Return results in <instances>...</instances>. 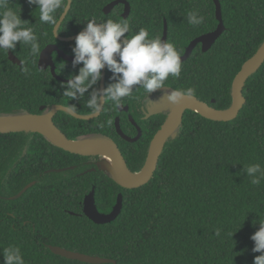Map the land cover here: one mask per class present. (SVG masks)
<instances>
[{
    "label": "trees",
    "instance_id": "trees-1",
    "mask_svg": "<svg viewBox=\"0 0 264 264\" xmlns=\"http://www.w3.org/2000/svg\"><path fill=\"white\" fill-rule=\"evenodd\" d=\"M115 1L129 4L127 18L122 3L105 13ZM219 2L223 34L207 52L198 45L182 62L180 78L170 77L165 87H192L200 101L227 110L233 102L235 77L264 43V0ZM11 3L33 28L40 55L47 46L56 45L74 57L75 40L57 39L55 28L41 23L38 10L27 0ZM192 10L204 17L201 25L188 24L187 14ZM93 18L98 23L128 21L129 38L145 28L149 38L159 35L163 39L166 23L167 40L181 56L192 41L214 32L219 24L213 0H72L58 34L74 37ZM9 51L22 64L11 62L8 52L0 51V117L45 114L53 106L70 104L77 106V114L90 115L84 100L78 103L62 96L59 84L63 81L50 68L39 69L40 55L32 56L28 46L19 44ZM53 58L56 74L63 80L78 74L83 66L74 69L72 62L57 53ZM111 76L106 70L105 87L112 82ZM243 95L246 103L233 121L216 122L187 111L177 138L167 142L151 180L130 190L97 167L102 157L72 154L40 134L0 133V251L19 247L25 264H87L55 255L49 246L116 264H253L259 253L252 251L251 236L259 229L254 222L264 221V180L253 185L242 171L251 164L264 168V64L247 81ZM148 96L138 89L125 98L121 106L129 108L127 113L109 104L94 119L81 120L61 111L53 121L71 140L96 135L111 138L128 168L138 173L146 163L151 140L167 117L163 113L143 119L141 108ZM129 115L142 131L135 143L124 141L115 126L119 117L123 132L136 137ZM31 183L35 184L20 198L11 199ZM93 189L102 214L111 213L122 195V210L114 222L98 225L84 214L85 198ZM216 229L221 230L220 236ZM0 264H4L2 254Z\"/></svg>",
    "mask_w": 264,
    "mask_h": 264
},
{
    "label": "clouds",
    "instance_id": "clouds-1",
    "mask_svg": "<svg viewBox=\"0 0 264 264\" xmlns=\"http://www.w3.org/2000/svg\"><path fill=\"white\" fill-rule=\"evenodd\" d=\"M27 3L38 10L39 21L56 28L58 34L69 0H27ZM187 22L199 26L204 22V17L192 10L187 14ZM28 25L29 22L21 19V9L17 11L11 0H0V51H14L19 44L28 46L32 56H39L40 43L33 28ZM129 32L130 23L126 20L118 22L108 19L100 23L95 18L89 20L76 36L72 47V67L83 66L79 67L78 74H72L67 82L59 84L63 90L62 96L78 103L84 100L91 116L100 115L109 104L113 108L120 107L124 99L131 98L138 89H143L149 96L161 91L172 104L194 98L196 92L192 87L165 89L170 77L179 79L181 76V51L159 35L149 38L145 28H140L130 38L127 35ZM105 69L112 73V82L102 88L99 85ZM68 110L75 113L77 106L70 104ZM242 172L253 185H259L264 180V168L260 164L243 167ZM257 223L259 229L251 240L254 242L252 251L259 255L255 256L253 264H264V221L254 222ZM220 233L221 230L216 229V236H220ZM0 254L4 264H25L19 247L8 246Z\"/></svg>",
    "mask_w": 264,
    "mask_h": 264
},
{
    "label": "water",
    "instance_id": "water-1",
    "mask_svg": "<svg viewBox=\"0 0 264 264\" xmlns=\"http://www.w3.org/2000/svg\"><path fill=\"white\" fill-rule=\"evenodd\" d=\"M216 5V16L219 21V25L217 29L209 34L203 35L190 43L187 47L185 54L181 56L182 62L186 61L189 56L192 54L194 49L201 44L202 51L207 52L212 45L220 38L223 34L225 27L222 19L221 13V5L219 0H213ZM125 4V13L123 15L124 18L128 17L130 12V6L125 1H115L111 3L105 9V13H109L116 5ZM72 5V0H69L68 9L63 14V20L66 18L67 13L69 12ZM60 23L59 27L61 26ZM57 29L55 28L54 34L55 37L61 41L71 42L74 41L76 36L70 38H62L59 34H56ZM163 40H167V25L165 23L164 27V36ZM54 53L58 54V57L64 59L65 61L72 62L74 60L73 56H69L65 54L61 49H59L56 45L47 46L41 53L40 59L38 62V66L40 70H46L50 68L52 75L63 82H67V80L61 79L56 74V67L54 63L53 55ZM8 56L11 62L21 65V61L11 52H8ZM264 64V43L260 46L258 51L251 57L248 61L244 63L240 72L237 74L233 81L232 85V97L233 102L229 109L227 110H217L213 108L211 105L200 101L198 98L194 97L192 99L185 98L180 104H172L170 103L165 94L160 96L156 101L152 104V106L148 109V117L155 116L164 112L168 113V117L160 128V130L155 134L152 139L146 163L142 170L138 173L132 172L121 153V150L117 143L109 137L106 136H92L89 138L81 139V140H71L65 134L59 130V128L55 125L53 119L58 112H66L73 117L81 120H90L94 119L97 116H84L79 115L76 112L73 113L68 110V107L62 105L53 106V108L45 114H19L13 116H4L0 117V133H33L40 134L44 136L49 142H51L54 146L61 148L65 151H68L72 154L80 155V156H97L102 157L100 161L97 162V167L102 171L107 173L111 179L116 182L120 187L124 189H136L146 185L154 175L159 159L165 149L167 142L170 139H176L178 136L179 127L183 122L184 114L191 110L202 117L216 121V122H229L235 120L241 109L246 103V99L243 95L245 85L247 81L252 77L255 73L259 71V69ZM106 70H103V79L101 80V87H105V78H106ZM167 90H174L172 88L165 87ZM214 102V101H212ZM45 107L41 108L43 112ZM128 107H119V111L128 112ZM133 125L137 127L138 136L136 138H131L127 136L120 124V118H116L115 126L118 135L126 142L134 143L136 142L142 135L140 128L137 126L135 120L130 117ZM62 170H57V172H61ZM35 183H31L27 187H25L17 196L12 197L11 199L15 200L20 198L29 188H31ZM123 205V197L120 194L117 198V203L114 206L113 210L109 214H102L98 211V208L95 204V191L87 195L84 201V214L95 224L103 225L114 222L117 217L120 215ZM51 252L55 255L64 257L69 260L79 261L87 264H116L114 260L105 259L96 256H90L78 252L69 251L67 249L58 247V246H49Z\"/></svg>",
    "mask_w": 264,
    "mask_h": 264
},
{
    "label": "flooded vegetation",
    "instance_id": "flooded-vegetation-1",
    "mask_svg": "<svg viewBox=\"0 0 264 264\" xmlns=\"http://www.w3.org/2000/svg\"><path fill=\"white\" fill-rule=\"evenodd\" d=\"M217 17V16H216ZM218 20V19H217ZM219 25V24H218ZM212 33V32H211ZM209 34V33H208ZM206 35V34H205ZM203 36V35H202ZM201 37V36H200ZM199 38V37H198ZM200 46H201V49H202V45L201 44H199ZM169 88V87H168ZM164 93L163 92H161V91H157L156 93H153V94H151L150 96H148L147 97V99L144 101V103H143V106H142V108H141V110H142V112H143V114H144V116H143V119H150V118H152L153 116H151V117H148L147 115H148V109L152 106V104L156 101V99H158L160 96H162ZM121 112V111H120ZM123 112H125V111H123ZM128 112H129V110H128ZM127 113V112H126ZM164 113H166L167 114V117H168V113L167 112H164ZM161 114H163V113H161ZM159 115V114H158ZM156 116V115H155ZM130 117H132V115H129V120H130ZM167 117H166V119H167ZM118 118V117H117ZM133 118V117H132ZM134 119V118H133ZM166 119H165V121H166ZM135 120V119H134ZM165 121H164V123H165ZM130 122H131V120H130ZM136 122V121H135ZM132 123V122H131ZM163 123V124H164ZM137 124V123H136ZM163 124L161 125V127L163 126ZM132 125H133V123H132ZM135 126V125H134ZM137 126L139 127V125L137 124ZM160 127V128H161ZM135 128H136V130H137V127L135 126ZM140 128V127H139ZM140 130H141V128H140ZM160 130V129H159ZM158 130V131H159ZM157 131V132H158ZM142 132V131H141ZM138 136V130H137V135H136V137ZM136 137H134V138H136ZM141 137H142V135H141ZM140 137V138H141ZM132 138V137H131ZM139 138V139H140ZM154 138V137H153ZM138 139V140H139ZM137 140V141H138ZM136 141V142H137ZM152 141V140H151ZM135 143V142H134ZM97 164V163H96Z\"/></svg>",
    "mask_w": 264,
    "mask_h": 264
}]
</instances>
